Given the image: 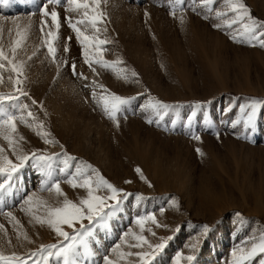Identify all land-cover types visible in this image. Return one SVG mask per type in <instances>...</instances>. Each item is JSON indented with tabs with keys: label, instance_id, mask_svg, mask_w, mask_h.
<instances>
[{
	"label": "rangeland",
	"instance_id": "rangeland-1",
	"mask_svg": "<svg viewBox=\"0 0 264 264\" xmlns=\"http://www.w3.org/2000/svg\"><path fill=\"white\" fill-rule=\"evenodd\" d=\"M242 3L246 16L227 0H101L97 33L67 0H0V47L11 60L20 40L23 63L18 86L0 61V93L19 96L3 104L15 130L0 123V164L18 165L0 174V254L22 258L0 264H63L48 253L64 238L37 217L79 204L88 188L69 181L89 178L109 207L75 222L89 234L77 264H264V0ZM68 18L90 37V63ZM112 94L126 98L119 112L103 103ZM101 177L118 203L95 191Z\"/></svg>",
	"mask_w": 264,
	"mask_h": 264
},
{
	"label": "snow or ice",
	"instance_id": "snow-or-ice-1",
	"mask_svg": "<svg viewBox=\"0 0 264 264\" xmlns=\"http://www.w3.org/2000/svg\"><path fill=\"white\" fill-rule=\"evenodd\" d=\"M59 2V0H57ZM69 4L75 5L74 10H81L83 9V15L88 17L87 23H90L92 28L98 33L100 29L97 27L99 23H101L104 18H105V13L103 11L98 10V6L101 3V0H67ZM228 4L230 5L232 11L241 13L242 15H248L249 10L246 8V6L242 3V0H227ZM90 4H95L97 8L91 9L92 13L89 15V9H90ZM43 13L45 15H51L53 22L57 21L58 18V12L52 11L51 13H48L47 11V6H45L42 9ZM217 15H221V13H217ZM69 19L70 25L75 29L77 33V38L80 40V42L84 45L85 50L83 52V55L85 57V61L87 63H90L88 60V41L90 40L89 35H87L81 28L77 27L76 24H71V18ZM85 21H78L77 23H84ZM57 30L59 29V24L57 23ZM219 27V25H216ZM245 28L248 32L253 31V27L249 25H245ZM43 31V28L41 29ZM49 37L53 36L51 32L47 33ZM71 39V37H69ZM92 40H95L96 37H92ZM21 41L16 40L15 41V47L11 49L12 52V57L13 59H9V56H7L3 50L2 47H0V61H5L7 62L11 68L10 70L16 74L18 77L16 80V85H21L22 81L19 79V77L23 74V63H15L14 58H15V53L17 51V48L20 46ZM48 52L52 55L53 59H55V48L53 47V41L52 40H46L45 41ZM107 43V41L104 40H99V44L103 45ZM261 46H264V40L261 41ZM95 47V44L93 45ZM67 50V49H66ZM5 67L4 63H0V69H3ZM73 70L75 71V66L73 65ZM86 79V77H85ZM16 91L20 93L21 96L28 95V93L23 92L20 87L16 88ZM19 96H14L12 94H5V93H0V112H4L3 109V104L5 101H13V100H18ZM35 102V101H34ZM126 102V98H122L120 96H117L115 94H112L111 98H104L103 103L105 106H107L109 103H111L112 110L115 112L120 111V106L123 105ZM26 107V106H25ZM251 111L248 114V120L251 121L252 115L255 114L256 106L255 104L250 106ZM107 110V108H106ZM4 114L7 116L6 120L0 121V123L3 124H9L15 130V125L13 123L15 117L8 115L6 112ZM31 115V113H29ZM199 139V137H196ZM199 151V150H197ZM42 160H48L49 157H41ZM8 165L10 166L11 171H7L6 168L0 164V174H7L9 177L11 176V173L16 171L18 165L12 164V162L9 160L7 161ZM136 171L138 173L141 172V169L137 168ZM7 182V181H6ZM72 183L73 187H87L88 188V196L87 198H84L81 200L79 204L74 203L69 200H65L63 207H56V208H51L48 211V218L47 220H42L40 217H37V220L41 223H47L50 225L54 231L57 233L58 236L64 238V243L61 244V247L53 252H49L48 256L51 257L53 254L62 257L63 258V264H77V261L75 260V256L77 255V252L79 251L81 246H87L86 245V240L85 237L88 236L89 234L87 232H82L77 234L76 229H75V222L76 221H83V219L87 218L90 222H94L96 220L102 219L103 215L105 214V209L109 207L108 204L105 203V198L101 197L99 195L94 194V189L92 187V182L89 179H85L84 183L82 184H77L74 183L72 179L69 181ZM130 181H126V183H129ZM53 187L55 188V191L57 194H62V190L60 189V186L58 183L54 184ZM102 187L107 188L108 190L111 191L112 195L108 197L109 200L116 201L117 203L119 202L118 200V193L121 190H118L114 185L109 183L108 181L104 180L102 177L99 182L96 183L95 186V191L98 192ZM5 184L0 183V191L4 190ZM31 197H29V201H31ZM8 215H11L9 213ZM149 219H155V217H149ZM144 220L143 217L140 218L138 222L142 223ZM61 225H67L68 227H71L73 229V232L70 234L68 231L63 230ZM81 227L83 225L81 224ZM25 238H27L25 236ZM138 240L144 241L145 238L143 236L137 237ZM10 242V241H9ZM139 247V245H136ZM149 247H152L149 245ZM157 248H163V244L156 245ZM57 249L56 244L52 245H41L40 249ZM253 250H255V246L253 247ZM260 250L264 252V244L261 245ZM123 255V254H122ZM128 255H132L131 253H128ZM136 256L138 257H147L149 254L148 253H135ZM179 255V254H178ZM234 256H236V253H233ZM243 258V257H240ZM21 257H18L16 254H12L11 257H6L3 254H0V260H10V261H19L21 260ZM188 260H193L194 257L189 256L187 257ZM239 259V258H238ZM105 264H115L114 261L109 259V257L105 256L104 257ZM24 264H27L26 260L24 261ZM145 264H148V262L145 260Z\"/></svg>",
	"mask_w": 264,
	"mask_h": 264
}]
</instances>
